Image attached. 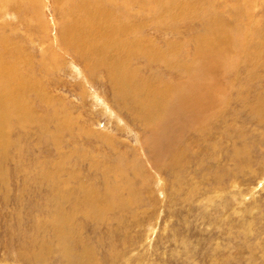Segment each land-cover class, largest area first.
Listing matches in <instances>:
<instances>
[{
  "label": "rangeland",
  "instance_id": "obj_1",
  "mask_svg": "<svg viewBox=\"0 0 264 264\" xmlns=\"http://www.w3.org/2000/svg\"><path fill=\"white\" fill-rule=\"evenodd\" d=\"M55 1L0 0V38L7 49L24 57L18 64L24 79L43 91L42 100L33 91L25 93L34 114L46 113L47 107L61 120L67 116L75 131L74 137H62L65 148L58 155L40 135V130L46 134L54 129L51 122L42 123L36 116L19 125L11 119L4 128L8 136L0 143V264H35L30 252L21 257L18 251L30 247L32 237L42 236L51 248L47 264H63L51 241L53 231L37 228L38 222L46 223L41 211L46 188L33 183L41 163L47 172L55 158L64 157L69 162H59L53 174L64 180L75 176L64 189L87 181L100 188L104 171L116 188L117 196L108 199L112 209L102 217H73L79 232L75 238L91 249L95 264H264V0H196L210 6L206 12L221 18V24L232 26L225 47L212 42L203 57L193 40L198 32L207 34L199 19L175 18L174 29L155 26L154 4L101 0L119 17L140 20L139 48L179 44L178 58L186 60L190 73L155 59L148 64L143 54L134 57L136 51L130 68L153 76L156 89L163 83L187 85L188 95L196 82L206 88V98L194 94L206 100L202 113L186 104L180 115L157 128L155 142L154 128L143 124L147 116L139 118L132 104L130 108L116 100L105 71L99 67L89 73L83 60L63 45L62 7L77 0ZM47 96L51 106L43 104ZM198 113L196 129L193 119ZM68 149L75 150L70 157ZM121 200L120 208L114 207ZM73 249L77 254L79 245Z\"/></svg>",
  "mask_w": 264,
  "mask_h": 264
},
{
  "label": "bare ground",
  "instance_id": "obj_2",
  "mask_svg": "<svg viewBox=\"0 0 264 264\" xmlns=\"http://www.w3.org/2000/svg\"><path fill=\"white\" fill-rule=\"evenodd\" d=\"M57 1L58 0L55 2L57 3ZM114 1H111V3H114ZM140 1L144 3L143 7L145 6V3L154 4L155 7L150 4L149 5L150 7H154L151 10V14L154 18L153 21L155 26H163L167 28L173 26L171 28L174 29L175 24L173 23H175V18L183 19L182 21L194 18L199 19V23H202L201 25L203 26L204 31H207V34L204 35L205 33H203V31L200 33L198 32V34H195L196 37L193 38L195 45L198 44L195 46V48H197L198 56H200L201 52V57H203L208 48L212 49L211 46L216 43H218L217 46L220 45L219 48H221V44H224L223 46L225 47V44L230 41L232 26L227 22H223V24H221V18L214 16V14L210 15V12H206L209 11L208 7L210 6H206L204 2L197 4L196 2L198 1L196 0ZM119 5L117 6L119 7ZM146 6H148V4ZM106 7L102 4L101 0H77L73 6L69 5L68 7L67 4L64 5L62 7V25L60 27V35L62 39L64 38L62 40L63 45L67 47V49L72 50L73 53H75V56L83 60L85 70L89 73H91L93 69H97L99 67L105 71L108 80L112 83V89L113 93H115L116 100L124 101V106L132 104V111H135L134 114H136V116L139 117L142 116V114L147 116V118L144 119L143 124L147 128H154L153 133L155 138L153 135V142H155L159 138L157 135L159 130H157V128H162L165 123L167 124V120H169L170 116L174 117L178 114L180 115V112L183 111L186 104L190 110L196 109L197 111L199 108V113H202L200 108L203 106L202 104H204L202 101H206L204 100L206 98L205 96H207L206 88L196 82V87L190 88L193 93L188 95L186 92L188 88L187 85H182L181 88H177L172 87L171 85L169 86L167 83H163L159 89L154 88L151 84L153 76L152 78L145 77L143 74H140L141 71L136 70V68H130L131 66L129 60L132 59L133 52L136 51L137 53L134 57H138L143 54L147 63L149 62L151 64L153 59H155V62L157 60V62L163 63L166 66L171 63L170 69L173 68L172 70H183L184 73L186 72L189 74L190 72L187 67L186 60L178 58L176 47L179 46V44H175V46L174 44L172 45L170 43H166L167 47H163V49L156 48L154 45V48H139V42L142 40V38L141 40L139 39L141 37L140 20L138 22L134 21L135 18L129 15L127 16L126 14L119 17L117 11L108 10ZM138 7H140V4ZM142 17L145 18V16ZM148 21L150 20L148 19ZM203 37H205L206 40L203 39ZM2 39L4 38H0V45L2 46H0V48H2L0 49V143L2 142L4 145V139L8 136L6 133L7 131H4V128L7 124L12 123L11 119H13V122L21 125L23 120H33L34 117L38 116L42 123L51 122L53 124V130L47 132L46 134L42 133L43 131L40 130V135L43 134L41 136V138L43 137V141L45 140L51 144L55 148L56 153L60 155L62 150L65 148L64 142H62V137H74L75 135V131L69 127V118L67 116H62L63 118L61 120L58 118V113L55 111L50 112L47 107L45 108V110L47 109L46 113L39 112L40 115L34 114L35 111L32 110L33 103H29L25 97V93L33 91L35 97L42 100L43 91L42 89L36 88L37 86H35L34 82L31 80L24 79L18 65L19 60L24 59V57H22L19 53L15 54L14 51H11V49H7L9 48V45H5V42ZM205 42L206 44H204ZM212 42L215 43L212 45ZM202 43L204 46H201ZM4 52H8L9 55L7 53V56H5L6 53L4 54ZM178 59L180 61H177ZM191 78L194 81L197 79V75H193ZM196 91H198V93H203L205 98L203 97L204 99H202L199 94V97L195 98L194 94L197 93ZM52 102L53 100H51L48 96L44 97L43 104L51 106L49 104ZM199 113L197 116L195 115V118L193 116V120L195 122L192 121L196 123V129L199 127L198 121L201 118ZM192 115H188L187 119L192 117ZM185 120L186 118H184V121ZM71 142L73 146V143L75 142L69 138V143ZM0 150L3 152L2 149ZM73 152L75 153L74 149H68L66 152L68 154L67 156L70 157ZM59 159L60 158H55V160H53V166H47L50 168L47 172L44 170L41 163L39 167L40 172L37 176H35L33 184L39 188L44 185L46 188L45 201L41 206V211L44 209L45 213L43 221L46 223L44 224L45 226H43V222H38L37 228L43 231L45 229L46 231L48 230L46 227L49 226V231H53L55 238H52L51 236V241H55L56 252H59L60 257L63 259V264H95L93 257H91V249L83 243V240L75 238V233L79 232L77 226H74L73 217L75 214H82L86 218H90V220L92 218L97 219L102 217L104 213L112 209L111 201L108 199H111V195L117 196V192L114 191L116 188H114L115 186L112 187L110 185V181H108V179L106 180V171H104V182L100 188L89 184L87 181L86 183L77 182L75 186H72L73 189L70 191L64 189L65 186L69 184L70 179L73 178V180H75V176L69 175V178L67 177V179L64 180L59 178L57 179L53 175L56 174V171L60 167V164H58L59 162L62 163L63 161H66V164L69 162L66 157L60 161ZM90 166L96 167L95 164ZM103 170L108 169L103 168ZM0 175V180L2 181V174L0 173ZM129 191L131 190L129 189ZM118 199L120 200L121 198L119 197ZM114 201L115 200H112V202ZM117 202L118 201L114 203V207L120 208L124 200H121L119 203ZM45 231L44 233H46ZM35 239L32 237L31 246L27 248L24 244L25 246L21 247L18 253L21 257H23L30 252L33 256L32 261L35 260V264H47L46 255L50 254V245H48L44 236L38 240ZM75 244H78L80 248L77 254L73 251V245ZM31 248H33V250H27ZM3 264L13 263L5 261Z\"/></svg>",
  "mask_w": 264,
  "mask_h": 264
}]
</instances>
